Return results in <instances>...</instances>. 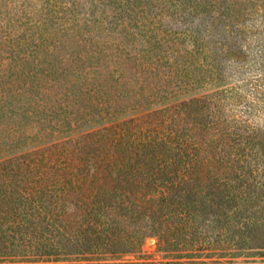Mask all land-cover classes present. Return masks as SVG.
<instances>
[{
	"label": "trees",
	"instance_id": "trees-1",
	"mask_svg": "<svg viewBox=\"0 0 264 264\" xmlns=\"http://www.w3.org/2000/svg\"><path fill=\"white\" fill-rule=\"evenodd\" d=\"M172 75L169 94L190 87ZM50 83L46 109L0 112V262L127 264L114 260L154 236L158 250L186 260L149 264H264V120L247 121L255 103L245 120L228 115L219 92L191 96L161 107L153 125L142 116L114 119L127 106L104 84H83L84 98L98 101L94 113L83 96ZM121 86L109 88L120 95ZM61 100L80 110L66 107L60 125L45 131L44 115L63 111ZM104 118L110 122L80 130ZM66 129L76 134L56 140ZM240 254L261 258H230ZM213 255L229 259H200Z\"/></svg>",
	"mask_w": 264,
	"mask_h": 264
},
{
	"label": "rangeland",
	"instance_id": "rangeland-1",
	"mask_svg": "<svg viewBox=\"0 0 264 264\" xmlns=\"http://www.w3.org/2000/svg\"><path fill=\"white\" fill-rule=\"evenodd\" d=\"M228 1L236 10L226 9ZM263 23L264 0H0V112L46 109L52 101L43 94L52 78L58 89L68 86L69 95L83 98L88 94L85 82L104 84L107 96L127 106L125 114L114 115V119L142 116L155 125L161 107L219 92L229 116L246 120L245 108L255 103L256 114L247 121L261 123L264 97L254 86L264 90ZM247 26L252 27L251 33ZM171 46L176 69L167 65ZM260 61L261 69H257ZM170 70L173 81L190 86L174 96L168 93L176 90L168 78ZM117 82L126 85V89L118 88L122 89L120 95L109 88ZM97 102L84 98L81 105L89 104L95 113ZM60 106L63 111L44 115L45 131L60 125L66 107H79L74 100H61ZM109 122L99 119L80 130ZM61 134L56 140L76 134V130ZM230 258L259 260L261 256ZM200 259L226 260L229 256ZM172 260L186 258H170L157 249L154 236H146L141 252L121 254L114 261L149 264Z\"/></svg>",
	"mask_w": 264,
	"mask_h": 264
}]
</instances>
